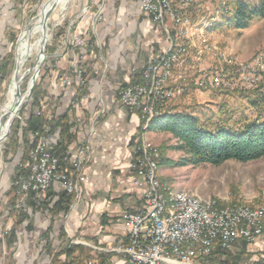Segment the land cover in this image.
Wrapping results in <instances>:
<instances>
[{
  "label": "rangeland",
  "instance_id": "1",
  "mask_svg": "<svg viewBox=\"0 0 264 264\" xmlns=\"http://www.w3.org/2000/svg\"><path fill=\"white\" fill-rule=\"evenodd\" d=\"M48 1L0 0V113L9 104V90L16 76L18 80L24 78L20 84L21 95L24 98L22 107L17 117L10 122L8 137L0 145V245L8 249L10 248L7 236L14 231L16 219L30 212L32 208L30 201L41 202L50 190L55 189L59 190V195L63 193L72 195L74 202L82 186L89 182L86 171L90 162L85 169L76 173V167L72 166L70 161V159L76 160L77 150L85 146L84 143L88 144V138L77 141L73 149L70 144L73 133L76 136L82 135V131L86 129L81 106L90 100L91 81L100 82L111 77L110 86L118 89L130 81L133 73L142 74L150 59L159 54L167 45L162 28L153 24L142 13L141 0H63L62 4L49 16L45 43L46 60L40 68L33 91L29 94V84L36 73L35 69L39 66L37 60L41 50L42 35L38 34L30 41L31 46L39 44V48L25 58L19 73L16 62L18 45L23 33L30 32L37 26ZM175 3L177 6L180 5L176 0ZM235 3L236 0H193L192 2L195 8L191 13L194 16L191 21L193 23L199 21L202 24L209 22L212 25L209 28H203V25L197 28L198 34L207 40V44L200 43L198 39L200 36L194 37L196 47H192L191 50L203 55L190 61L186 77L197 78L199 70H209L211 67L224 74L222 89L197 90L192 86L186 95L159 106V111L191 114L199 120L201 125L209 127L211 131L221 127L240 131L250 122L264 119V109L254 105L257 97L264 91V73L259 70L261 67L264 68V19L250 22L247 29H235L229 23L223 22L224 17L232 16ZM212 17H218V19L211 21ZM112 22H121L127 26L125 31L130 33L129 41L134 43V48L131 47V49H134L137 56L135 59H133L135 56L133 52L132 56L128 57L127 47L114 43L117 35L113 34L110 28ZM146 24L159 30L156 33L159 39L154 40L157 45L155 52L149 58L142 54L141 58L142 46L148 38ZM142 26H146L145 30ZM77 41L82 42L80 47L77 46ZM219 52L225 54L226 57H231L234 65L230 66L221 62L218 57ZM74 65L84 70L82 78L84 85L75 77ZM96 72L99 78L96 77ZM124 73L126 76L129 73L127 80L123 78ZM130 85L134 84H128L126 87ZM99 86L101 95L104 92L105 83L101 82ZM66 93L69 95L66 97L70 99L75 109H80L82 112L81 116L74 119V122L79 125L70 124V120L65 118L64 122L68 121L70 130L63 135L60 133L61 140L69 135L70 143L67 146H70L67 150L70 148L68 151H74L68 152L65 149L63 157H59L54 154L51 146L50 148L52 154L59 160V172L67 173L70 180L78 182L76 185L78 189L74 193H67L58 186H54L44 195L29 194L23 199V195L19 194L17 183L28 175L26 166L36 146L35 133L39 132L35 131V128H30L31 124L38 122L39 114L42 113L46 121L43 128L46 127L52 134L48 123L55 117L56 106L60 100L57 97L64 98L62 94ZM127 113H137L140 119V127L134 136L132 164H134L133 160L139 157L136 149L137 146H142L139 140L144 133L151 147L157 148L160 152L157 176L161 190H167L166 196L185 191L203 200L217 201L219 206H264V157L247 163L231 160L219 166L210 164L193 166L187 163L183 165V161L188 159V156L185 152L177 150L180 142L168 133L149 130V125L157 113L147 123H144L140 112ZM106 114L107 111L100 107L93 117L104 118ZM7 122L6 119L4 124ZM75 125L80 129L73 131L72 127L74 128ZM60 145H62L61 148H65L63 140L62 144L58 143V146ZM27 153L28 161L23 163ZM17 168H23L24 173L18 174ZM131 169L132 186L142 193L143 209L145 189L134 184L136 175L133 165ZM81 173L82 176L78 180ZM12 189L16 192L13 193ZM138 211L126 210L124 212ZM121 214L118 215L117 220L124 225L120 218ZM126 228L130 232L129 228ZM253 244L240 240L229 251L220 247L225 254H219L216 249L219 246H217L211 255L201 258L195 264H252ZM8 249L5 261L9 255ZM8 261V264H11L10 259Z\"/></svg>",
  "mask_w": 264,
  "mask_h": 264
},
{
  "label": "built area",
  "instance_id": "2",
  "mask_svg": "<svg viewBox=\"0 0 264 264\" xmlns=\"http://www.w3.org/2000/svg\"><path fill=\"white\" fill-rule=\"evenodd\" d=\"M176 1L179 6L175 0H141L142 13L162 28L167 45L148 62L141 84L134 83L117 89L118 105L129 113L140 112L144 123L149 122L150 115L158 113L159 106L186 95L192 86L197 90L222 89L223 86L224 74L211 67L209 70H199L197 78L186 77L190 61L203 54L192 52L190 48L188 26L189 18L194 17L191 14L195 8L193 0ZM196 25H199V21H196ZM81 44L77 41V46ZM163 51H171V59H163ZM219 60L234 65L224 62V59ZM73 68L77 80L82 81L84 70L76 65ZM260 71L264 73V70ZM80 83L84 85V81ZM50 136L46 127L35 133L36 146L26 166L28 175L17 183L23 199L29 194L44 195L54 186L67 193H74L78 189V182L70 180L67 173L59 172L60 163L51 152ZM84 145L77 150L76 160L70 159L76 173L85 169L91 159L90 145ZM136 153L139 157L132 164L136 175L134 184L145 189V205L138 212L120 215L130 230L128 245L122 251L127 264H195L211 255L217 246L229 251L240 240L255 243L264 237V206L245 212L239 211L236 205L220 209L216 203H211L213 208H218V216L211 219L210 225L195 222V215L207 213H201L200 208L192 203L191 211L175 214L161 211L160 198H154L153 187H149V180L159 182L152 176L157 153L142 151V146H137ZM81 176L82 173L78 180Z\"/></svg>",
  "mask_w": 264,
  "mask_h": 264
},
{
  "label": "crops",
  "instance_id": "3",
  "mask_svg": "<svg viewBox=\"0 0 264 264\" xmlns=\"http://www.w3.org/2000/svg\"><path fill=\"white\" fill-rule=\"evenodd\" d=\"M111 24L113 34L117 35L114 43L127 47L130 58L134 53L131 49L134 43L128 39L127 26L121 22ZM146 26H142L144 30L146 27L148 38L142 46L141 58L142 54L149 58L155 52L157 45L154 40L159 39L156 35L159 30ZM136 57L135 54L133 59ZM128 75L124 73L123 78L127 80ZM96 77L99 78L98 72ZM101 82L105 83V88L100 95ZM110 83L111 77L105 81H91L90 100L81 106L83 114L67 98L68 93L62 94L64 98L57 97L60 100L55 117L48 123L52 129L50 146L56 156L63 157L70 145L73 149L77 141L88 138L91 160L86 173L89 182L82 186L67 213L54 216L50 211L59 199V190H50L41 202L30 201V212L16 219L14 231L7 236L10 249L0 245V264H6L7 249V260L10 259L11 264H127L122 251L128 245L129 232L117 217L126 210L142 209V193L133 188L131 178L133 142L140 119L137 113L128 114L117 105V88H112ZM100 107L107 111L105 117H93ZM81 114L86 123L85 131L78 136L73 133L75 138L69 146L66 136L62 139L65 148H61L58 143L62 144L60 133L64 119L68 118L70 124H78L74 119ZM75 129H78L76 125L72 127L73 131ZM70 248L72 252L67 254ZM251 252L252 264H264V237L252 245Z\"/></svg>",
  "mask_w": 264,
  "mask_h": 264
},
{
  "label": "trees",
  "instance_id": "4",
  "mask_svg": "<svg viewBox=\"0 0 264 264\" xmlns=\"http://www.w3.org/2000/svg\"><path fill=\"white\" fill-rule=\"evenodd\" d=\"M233 10L232 16L224 17L223 22L229 23L235 29H247L250 22L264 19V0H236ZM131 76L133 77L130 78V81L124 84L125 87L128 84L143 81V73H133ZM254 105L264 109V91L257 97ZM42 116L40 113L38 122H32L30 128L41 132L46 124ZM68 130L70 127L68 121H65L62 125V135ZM149 130L168 133L180 142L177 150L185 152L188 156V159L183 161V165L187 163L193 166L202 164L219 166L231 160L247 163L264 157V119L250 122L240 131L222 127L211 131L209 127L201 125L199 120L191 114L158 111L149 125ZM74 138L75 136H72V139ZM27 161L28 153L23 163ZM24 171L23 168H17L18 174L24 173ZM12 192L16 191L12 189ZM72 203V195L60 194L58 201L51 206L50 211L54 216L67 213ZM216 249L219 254H225V251L220 247ZM67 252V254L71 253L72 248ZM6 264H8L7 259Z\"/></svg>",
  "mask_w": 264,
  "mask_h": 264
},
{
  "label": "bare ground",
  "instance_id": "5",
  "mask_svg": "<svg viewBox=\"0 0 264 264\" xmlns=\"http://www.w3.org/2000/svg\"><path fill=\"white\" fill-rule=\"evenodd\" d=\"M62 1L63 0H60L59 2H57V0H49L48 3L45 5L41 19L40 21L38 20L39 22L37 23V26L34 28V30L23 33L20 39L19 45H18V50H17V61L16 62L18 66V69H17L18 73L21 71L24 65L25 58L28 57L29 55H32L33 51L39 48V44H37L36 46H31L32 44L30 45V41L33 40L38 34L42 35L43 33L42 25H43L44 14L51 8V6L55 2H57V7H56L57 9L62 4ZM217 19L218 17H212L211 21H216ZM201 25H203L202 26L203 28H209L212 24H209V22H204V24L199 23V25H196V23H193L191 21V18H189L188 35L190 38V48L191 49L192 47H196V44L194 42V37L196 36L197 37L200 36L198 37V39L200 40V43L207 44V40H205L203 36L199 35L197 32V28ZM40 43H41V39H40ZM206 48L208 47L206 46ZM218 57L219 59H224V62L226 63L234 64V60H232L231 57L229 58V56L226 57L225 54H221L219 52ZM163 59H171V51L164 52ZM41 62H42V58H39L37 61L38 65L41 64ZM260 70H264V68L261 67ZM17 72H16V75H18ZM17 81L19 80L15 79L12 85L10 86L9 98H8L9 104L8 106L4 107L0 113V145L4 141L3 137L5 136L7 132V125L5 124L1 125V120L3 116H6V119L8 120V122H11L18 115L17 97H16L17 94L16 93H17V87L19 85ZM153 117H154V114L150 115L149 119L151 120ZM143 134L139 140L142 143V151H151V152L157 153V159H155V164L152 165V176H153V179H158L157 162L160 157V152L157 148L151 147L150 145L151 143L150 144L148 143V139ZM0 149H1V146H0ZM149 187H153V197L160 198L161 211H164L168 214H175V213L191 211L190 203L194 204L195 206H198L200 208L201 213H207V214L195 215V222L202 223V225H210L211 219H216L218 216V208H213V204L211 203H216L220 209H228V208L233 207V206H219L217 201L203 200L200 197L195 196L185 191H178L176 193L169 194L168 196H166L167 190L166 189L161 190L160 182H156V180H149ZM236 207L239 208V211H245V212H252V211H255V209L257 208V207H249L245 205H236Z\"/></svg>",
  "mask_w": 264,
  "mask_h": 264
},
{
  "label": "water",
  "instance_id": "6",
  "mask_svg": "<svg viewBox=\"0 0 264 264\" xmlns=\"http://www.w3.org/2000/svg\"><path fill=\"white\" fill-rule=\"evenodd\" d=\"M60 0H57V2H59ZM57 2H55L52 6H51V8L44 14V18H43V25H42V31H43V33H42V37H41V43H40V48H41V50H40V53H39V58H42V62H41V64H39V66L36 68V66H35V71H36V73L34 74V76L32 77V79H31V82H30V84H29V87H28V93L29 94H31L32 93V91H33V88H34V85H35V82H36V80H37V78H38V74H39V72H40V68L43 66V64H44V62H45V60H46V54H45V43H46V29H47V23H48V20H49V16H50V14H51V12H53L55 9H56V7H57ZM38 58V59H39ZM38 61V60H37ZM16 80H17V76H16V78H15ZM24 78H22L21 80H19V81H17L18 82V87H17V95H16V97H17V107H18V113H19V111H20V109H21V107H22V104H23V101H24V98L22 97V95H21V90H20V83H21V81L23 80ZM5 120H6V116H3V118H2V120H1V125L2 124H4L5 123ZM5 125H7V132H6V134H5V136L3 137V140H5L7 137H8V130L10 129V127H11V123L10 122H8L7 124H5Z\"/></svg>",
  "mask_w": 264,
  "mask_h": 264
}]
</instances>
